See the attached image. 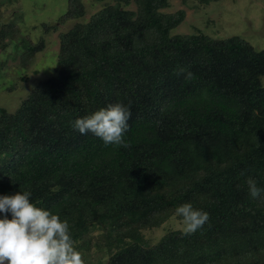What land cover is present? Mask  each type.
<instances>
[{
  "label": "trees",
  "instance_id": "obj_1",
  "mask_svg": "<svg viewBox=\"0 0 264 264\" xmlns=\"http://www.w3.org/2000/svg\"><path fill=\"white\" fill-rule=\"evenodd\" d=\"M65 1L45 32L82 19V0ZM93 1L101 7L58 33L55 74L13 111L0 107V196L30 192L66 220L84 264H264V191L253 198L247 184L264 190V49L171 33L185 12L163 11L169 0ZM21 19L0 21V45L20 46L26 66L45 42L20 34ZM115 103L131 113L128 147L73 127ZM184 203L208 222L150 241L170 217L183 222Z\"/></svg>",
  "mask_w": 264,
  "mask_h": 264
},
{
  "label": "rangeland",
  "instance_id": "obj_2",
  "mask_svg": "<svg viewBox=\"0 0 264 264\" xmlns=\"http://www.w3.org/2000/svg\"><path fill=\"white\" fill-rule=\"evenodd\" d=\"M112 2L111 0H109ZM84 14L82 19H69L57 25L55 30L44 31L41 23H50L66 8L65 0H0V21L15 19L20 12V34L28 36L32 41L44 38V48L36 52L26 65L20 63L21 47L11 49L10 45H0V107L13 111L29 89L39 80L55 74V57L58 47V33L67 29L76 20H87L88 16L101 7V2L82 0ZM193 4V6H191ZM197 1L169 0V6L163 11L183 8L185 17L175 26L171 33H190L193 28L203 33L223 38L237 35L249 42L255 49H264V0H212L204 5H196ZM127 8H133L130 3ZM18 9V10H17ZM41 22V23H40ZM27 33V34H25ZM16 35L15 42H19ZM161 226V225H160ZM167 227L184 228L183 222L170 217L161 227L145 232L150 241H155ZM86 244L83 243L82 246Z\"/></svg>",
  "mask_w": 264,
  "mask_h": 264
},
{
  "label": "clouds",
  "instance_id": "obj_3",
  "mask_svg": "<svg viewBox=\"0 0 264 264\" xmlns=\"http://www.w3.org/2000/svg\"><path fill=\"white\" fill-rule=\"evenodd\" d=\"M183 71V70H181ZM188 72L186 78H192ZM130 110L121 103L109 104L94 113L74 121L80 134L88 132L101 138L105 145L128 147L124 134L128 131ZM253 198L262 191L255 180H247ZM30 192L0 196V264H84L74 247L69 224L59 215L36 207L30 202ZM11 214V219L7 214ZM182 217L185 235H191L209 220V214L193 208L191 203L177 207Z\"/></svg>",
  "mask_w": 264,
  "mask_h": 264
}]
</instances>
